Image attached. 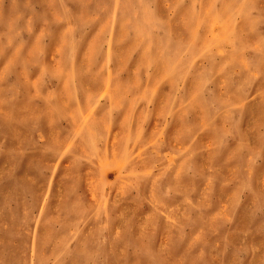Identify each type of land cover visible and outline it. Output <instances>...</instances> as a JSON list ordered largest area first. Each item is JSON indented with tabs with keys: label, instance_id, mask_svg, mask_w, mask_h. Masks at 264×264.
<instances>
[{
	"label": "rangeland",
	"instance_id": "rangeland-1",
	"mask_svg": "<svg viewBox=\"0 0 264 264\" xmlns=\"http://www.w3.org/2000/svg\"><path fill=\"white\" fill-rule=\"evenodd\" d=\"M0 264H264V0H0Z\"/></svg>",
	"mask_w": 264,
	"mask_h": 264
}]
</instances>
